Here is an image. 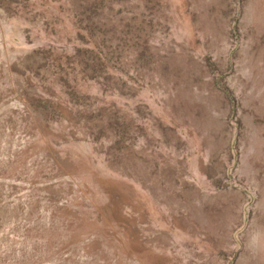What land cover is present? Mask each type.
I'll list each match as a JSON object with an SVG mask.
<instances>
[{
  "label": "rangeland",
  "instance_id": "obj_1",
  "mask_svg": "<svg viewBox=\"0 0 264 264\" xmlns=\"http://www.w3.org/2000/svg\"><path fill=\"white\" fill-rule=\"evenodd\" d=\"M0 264H264V0H0Z\"/></svg>",
  "mask_w": 264,
  "mask_h": 264
}]
</instances>
